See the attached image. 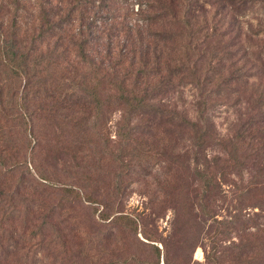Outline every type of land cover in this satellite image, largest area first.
Returning <instances> with one entry per match:
<instances>
[{"label": "trees", "instance_id": "trees-1", "mask_svg": "<svg viewBox=\"0 0 264 264\" xmlns=\"http://www.w3.org/2000/svg\"><path fill=\"white\" fill-rule=\"evenodd\" d=\"M31 1L30 5V0H0V243L10 245L11 239L15 246L25 228H32L31 232L37 234L50 226L56 234L47 243L66 248L67 234L71 232L56 228L53 218L56 210L62 211L61 200L72 199L80 192L54 186L56 171L48 168H55L54 162L49 166L42 163L41 167L32 159L36 178L23 159L26 151L22 153V147L28 140L39 143L41 136L35 128L37 132L40 128L41 133L48 125L61 126L60 122L69 120L74 113L78 119L72 120L84 134L95 125L92 119L104 120L111 105L119 107L116 127L121 142L115 158L121 163L120 177L128 176L135 166L129 157L137 156L141 150L140 157L144 159L142 150L150 151L132 146L131 141L137 139L148 144L190 139L194 151L192 166L187 164L188 151L171 156L176 161L181 157L185 167L191 166L206 187L214 184L213 166L236 168L252 160L251 165L256 166L260 155L264 158V126L259 127L264 122V112L251 116L230 140V161L220 155L209 159L204 154L207 147L225 143L206 113L215 106L209 100L213 96L229 100L230 95L247 89L251 78H260L246 66L251 59L240 43V34L231 35L230 27V41H222L227 32L219 29L220 10L230 8L233 26L238 15L247 16H242V12L251 11L257 4L264 8V0ZM263 53L261 46L252 58L261 61ZM184 86L197 92L193 120L172 105L171 93ZM162 97L167 103H161ZM262 104L264 101L257 100L251 109ZM244 141L247 152L242 159L236 152ZM31 151L34 154L33 148ZM163 154L167 152L164 150ZM158 158L162 160L161 155ZM24 165L25 171L20 170V176H15ZM28 175L35 183L29 181ZM253 176L264 180V168H257ZM45 181L58 190L56 195L63 193L58 205L47 210L44 204L54 196L52 192L41 194L37 187L46 185ZM26 190L34 192L26 194ZM36 194L42 197L37 200ZM206 197L207 190L196 202L201 205ZM37 219L41 220L38 226L34 222ZM59 222L63 224L62 220ZM17 224L22 228L19 236ZM45 235L41 236L44 241ZM5 249L1 247L0 258L7 256ZM158 258L159 249L156 264ZM218 259L215 256V261ZM127 261L110 259L108 263Z\"/></svg>", "mask_w": 264, "mask_h": 264}, {"label": "rangeland", "instance_id": "rangeland-1", "mask_svg": "<svg viewBox=\"0 0 264 264\" xmlns=\"http://www.w3.org/2000/svg\"><path fill=\"white\" fill-rule=\"evenodd\" d=\"M32 3L30 0L27 4ZM134 7L136 9L137 6ZM241 15L247 16L240 18L238 15L237 18L234 14L237 22L232 26L230 8L220 10L222 23L218 24L219 29L227 32L222 41H230V27L233 29L231 35L240 34L241 45L255 62L251 65L253 62L250 60L246 66L260 78H251L248 88L230 95L229 100L214 96L209 100L215 106L206 113L214 124L217 136L225 142L224 145L204 149L209 159L220 155L230 161V140L251 116L264 112V104L251 109L257 100L264 101V53L261 61L252 58L264 46V8L257 4ZM244 49L239 52L242 54ZM60 73L61 68H58L57 74ZM171 95L172 105L193 120L196 90L184 86ZM102 98L105 96L102 95ZM163 101L167 103L165 97L161 98V103ZM75 117L78 114L61 121V126L48 125L41 133L40 128L39 132L35 128L36 134L41 136L37 144L31 139L28 143L22 142V153L26 151L23 159L36 178L32 159L40 166L42 163L49 166L54 162L57 170L48 167L56 171L54 186H65L80 192L72 199L61 200L62 211L56 210L53 218L56 228H67L71 232L67 234L66 248L61 244L47 243L56 234L55 228L46 226L33 234L32 228L28 227L15 246L11 239L10 245L5 241L0 243V253L1 247L7 248L4 255L8 253L0 258V264H109L110 259L122 261L125 258L128 261L123 264H156L157 249L158 264H264V180L252 177L257 168H264L261 155L256 160V166L251 165L254 160L236 168H230L232 165L228 168L213 166L211 170L215 181L206 187L192 170L194 151L190 139H166L162 143L149 144L137 139L131 141L132 146L150 151L142 150L146 154L144 159L140 157L141 150L137 156H128L135 166L128 176L120 177L121 163L115 158L121 142L116 127L120 118L119 107L111 105L104 120L92 119L95 125L85 130L84 134L75 126L72 120ZM93 122H90L91 125ZM260 126H264V122ZM244 142L236 152L242 159L247 152V141ZM31 148L34 154L30 152ZM185 151L189 152L187 164L191 165V169L185 167L181 157L176 161L171 156H181ZM160 155L161 161L158 158ZM20 170L25 171V165L16 171L15 176H20ZM28 177L31 183H35L31 176ZM37 187L40 193L52 192L54 196L53 200L44 204L45 210L51 205H58L63 193L56 195L57 189H52L48 182ZM206 190V200L199 205L196 198H203ZM33 192L26 190L25 193ZM39 197L42 196L36 194L37 200ZM126 214L128 218L124 217ZM34 222L37 226L41 224L40 219ZM16 228L19 236L22 234L20 224ZM44 233L46 241L41 238ZM215 256L219 257L218 261H215Z\"/></svg>", "mask_w": 264, "mask_h": 264}]
</instances>
